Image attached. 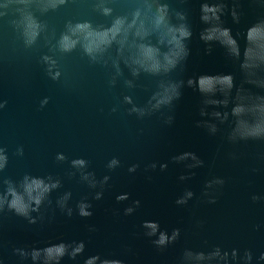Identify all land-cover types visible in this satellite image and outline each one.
Segmentation results:
<instances>
[{
  "label": "water",
  "instance_id": "1",
  "mask_svg": "<svg viewBox=\"0 0 264 264\" xmlns=\"http://www.w3.org/2000/svg\"><path fill=\"white\" fill-rule=\"evenodd\" d=\"M257 136L264 0H0V264H264Z\"/></svg>",
  "mask_w": 264,
  "mask_h": 264
},
{
  "label": "clouds",
  "instance_id": "2",
  "mask_svg": "<svg viewBox=\"0 0 264 264\" xmlns=\"http://www.w3.org/2000/svg\"><path fill=\"white\" fill-rule=\"evenodd\" d=\"M261 137H264V136H257V137H253V138H261ZM253 199H256V198L253 197ZM32 222H34V221H32ZM177 231H179V230H177Z\"/></svg>",
  "mask_w": 264,
  "mask_h": 264
}]
</instances>
